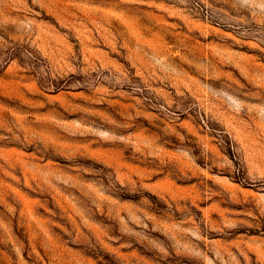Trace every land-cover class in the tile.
<instances>
[{"label": "rangeland", "instance_id": "obj_1", "mask_svg": "<svg viewBox=\"0 0 264 264\" xmlns=\"http://www.w3.org/2000/svg\"><path fill=\"white\" fill-rule=\"evenodd\" d=\"M0 264H264V0H0Z\"/></svg>", "mask_w": 264, "mask_h": 264}]
</instances>
